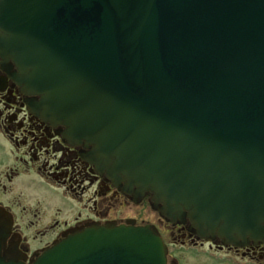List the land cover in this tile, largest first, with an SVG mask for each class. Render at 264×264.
Returning a JSON list of instances; mask_svg holds the SVG:
<instances>
[{"label": "water", "instance_id": "1", "mask_svg": "<svg viewBox=\"0 0 264 264\" xmlns=\"http://www.w3.org/2000/svg\"><path fill=\"white\" fill-rule=\"evenodd\" d=\"M0 65L100 172L223 244L264 238V0H0ZM0 218V264L6 222ZM152 225L75 228L28 264H167Z\"/></svg>", "mask_w": 264, "mask_h": 264}, {"label": "flooded vegetation", "instance_id": "2", "mask_svg": "<svg viewBox=\"0 0 264 264\" xmlns=\"http://www.w3.org/2000/svg\"><path fill=\"white\" fill-rule=\"evenodd\" d=\"M14 70L0 65V218L7 226L1 255L13 250L28 264L75 228L133 221L157 228L168 264H180L177 248L197 251L200 264H264V238L225 245L198 236L189 221L161 218L149 193L133 200L96 168L91 147L70 141L63 125L32 110L38 97L13 80Z\"/></svg>", "mask_w": 264, "mask_h": 264}, {"label": "rangeland", "instance_id": "3", "mask_svg": "<svg viewBox=\"0 0 264 264\" xmlns=\"http://www.w3.org/2000/svg\"><path fill=\"white\" fill-rule=\"evenodd\" d=\"M155 218H156V216H155ZM172 248L173 247H169L170 250ZM176 252L179 254V256H177V255H175V256H177V258L179 259L180 264H200V255L194 254V253H198L197 251L186 250L183 248L181 250H178V248H177Z\"/></svg>", "mask_w": 264, "mask_h": 264}]
</instances>
